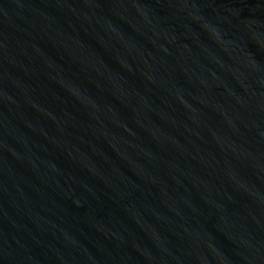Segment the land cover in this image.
<instances>
[{
    "label": "water",
    "instance_id": "water-1",
    "mask_svg": "<svg viewBox=\"0 0 264 264\" xmlns=\"http://www.w3.org/2000/svg\"><path fill=\"white\" fill-rule=\"evenodd\" d=\"M0 264H264V0H0Z\"/></svg>",
    "mask_w": 264,
    "mask_h": 264
}]
</instances>
